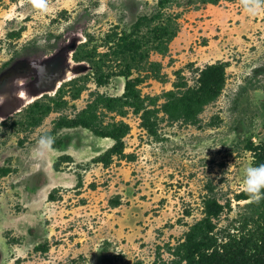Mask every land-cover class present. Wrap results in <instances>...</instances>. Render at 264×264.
I'll return each instance as SVG.
<instances>
[{"label": "rangeland", "instance_id": "obj_1", "mask_svg": "<svg viewBox=\"0 0 264 264\" xmlns=\"http://www.w3.org/2000/svg\"><path fill=\"white\" fill-rule=\"evenodd\" d=\"M47 5L0 0V94L21 76L43 89L62 53L72 58L54 94L9 116L0 107V264H185L186 235L209 198L223 206L211 217L220 237L254 215L237 195L252 166L247 147L264 140V4L256 15L243 0ZM216 61L226 81L199 122L170 119L164 93L195 85ZM34 64L43 81L26 75ZM80 122L126 124L121 152ZM45 133L54 150L37 159Z\"/></svg>", "mask_w": 264, "mask_h": 264}, {"label": "trees", "instance_id": "obj_2", "mask_svg": "<svg viewBox=\"0 0 264 264\" xmlns=\"http://www.w3.org/2000/svg\"><path fill=\"white\" fill-rule=\"evenodd\" d=\"M226 66L224 61L206 64L198 70L195 85L189 86L185 82L176 84L175 90L164 93L166 101L162 105L163 111L173 120L199 122L198 115L203 107L214 101L224 87ZM124 90L125 102L130 96H135L131 79H125ZM76 124L89 128L98 136L111 137L115 144L110 151L121 152V138L128 131L126 124L121 122L106 131L94 129L86 122ZM247 148L253 154L252 166L264 164V140L258 144L251 142ZM237 198L251 199L245 190ZM250 203L254 204V215L243 220L237 230L226 231L220 237L214 233L215 224L211 217L217 216L223 206L209 198L204 207L205 217L186 235L185 264H264V198L259 202L251 200Z\"/></svg>", "mask_w": 264, "mask_h": 264}, {"label": "clouds", "instance_id": "obj_3", "mask_svg": "<svg viewBox=\"0 0 264 264\" xmlns=\"http://www.w3.org/2000/svg\"><path fill=\"white\" fill-rule=\"evenodd\" d=\"M31 2L35 9L47 12V0H31ZM262 4H264V0H243L244 9L249 15H256L261 10ZM5 99L6 97L0 96V104H3ZM54 143L55 138L52 135L47 133L40 135L33 156L37 159L43 158L54 150ZM243 187L252 201L259 202L261 198H264V164L246 168Z\"/></svg>", "mask_w": 264, "mask_h": 264}, {"label": "bare ground", "instance_id": "obj_4", "mask_svg": "<svg viewBox=\"0 0 264 264\" xmlns=\"http://www.w3.org/2000/svg\"><path fill=\"white\" fill-rule=\"evenodd\" d=\"M62 57H63V61L61 62L59 68L57 69V71L54 75V78L50 81L49 85L47 87L43 88L45 90L39 89V87L35 86L31 90L25 91L24 88L17 86V85H19L20 82H22L23 76L15 78L16 79V83L14 85L15 88L11 89V84L6 87V89L0 94V96H3L4 92L6 90H8L9 88L12 91H14L13 95H10L9 93H7V96H6L4 103L0 104L2 106V108L7 107L6 111H4L5 115L8 114L6 116H9L13 113L20 111L23 107H25L28 104L29 101L30 102L31 101L33 102V100L35 101L40 96H43V94H54L57 91V89L60 87V85L63 82H65V80L70 78V74H71L70 73V66L71 65L70 66L66 65L65 67H63L64 66L63 64L66 63L68 60L70 61L71 58H68V57L65 58L64 53H62ZM33 69L37 73V78H38L37 81L39 82V81L43 80L45 77L44 75H46V74L44 72L45 70L42 69V66L34 64ZM42 70H43V74L40 75L38 72H41ZM47 79H48V77L46 78V80ZM39 91H40V93H39ZM14 97H16V99H14ZM10 101H13L12 104Z\"/></svg>", "mask_w": 264, "mask_h": 264}, {"label": "water", "instance_id": "obj_5", "mask_svg": "<svg viewBox=\"0 0 264 264\" xmlns=\"http://www.w3.org/2000/svg\"><path fill=\"white\" fill-rule=\"evenodd\" d=\"M56 58V57H55ZM58 61H57V59H55V64L57 63ZM42 69H44V68H42ZM34 69H33V71L32 70H28V72H26V75H31V74H34ZM36 73V72H35ZM40 75L41 74H43V70L41 71V72H38ZM41 78V77H40ZM36 79H38V78H36ZM43 81V80H42ZM42 83H44V85L47 87L48 86V84H49V82L48 81H43ZM10 84H12V82L10 83ZM10 84H8V85H10ZM43 90H45V89H43ZM13 92L14 91H12L10 88L8 89V90H6L5 92H4V94H3V97H6L7 96V93H9L10 95H13ZM39 93H40V91H39ZM0 107H2L1 105H0Z\"/></svg>", "mask_w": 264, "mask_h": 264}, {"label": "flooded vegetation", "instance_id": "obj_6", "mask_svg": "<svg viewBox=\"0 0 264 264\" xmlns=\"http://www.w3.org/2000/svg\"><path fill=\"white\" fill-rule=\"evenodd\" d=\"M71 59H72V58H71ZM24 79H26V78L23 77V80H24ZM23 80H22V82H23ZM22 82H20L19 85H17V86H20V87L24 88L25 91H28V90H31V89H32V88H28V87L25 86V81H24V83H22ZM15 83H16V79L13 80V83L11 84V89L15 88V86H14ZM43 95H45V94H43ZM14 99H16V97H14ZM33 101H34V100H33ZM31 102H32V101H31ZM5 109H7V107H4V108H3V111H4ZM3 113H4V112H3Z\"/></svg>", "mask_w": 264, "mask_h": 264}]
</instances>
